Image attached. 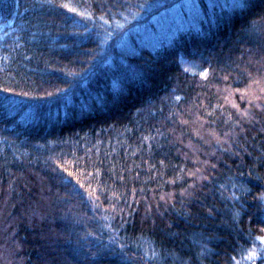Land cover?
I'll return each instance as SVG.
<instances>
[{
  "label": "trees",
  "instance_id": "1",
  "mask_svg": "<svg viewBox=\"0 0 264 264\" xmlns=\"http://www.w3.org/2000/svg\"><path fill=\"white\" fill-rule=\"evenodd\" d=\"M234 2L0 0V264H264V0Z\"/></svg>",
  "mask_w": 264,
  "mask_h": 264
},
{
  "label": "snow or ice",
  "instance_id": "2",
  "mask_svg": "<svg viewBox=\"0 0 264 264\" xmlns=\"http://www.w3.org/2000/svg\"><path fill=\"white\" fill-rule=\"evenodd\" d=\"M65 7H68V5H64ZM232 7L234 9H243L244 7H246V3L245 0H235V2L233 3ZM71 11H76L75 9H70ZM202 75H206L205 73H202ZM264 239V238H261Z\"/></svg>",
  "mask_w": 264,
  "mask_h": 264
},
{
  "label": "rangeland",
  "instance_id": "3",
  "mask_svg": "<svg viewBox=\"0 0 264 264\" xmlns=\"http://www.w3.org/2000/svg\"><path fill=\"white\" fill-rule=\"evenodd\" d=\"M146 35H148V34H146Z\"/></svg>",
  "mask_w": 264,
  "mask_h": 264
}]
</instances>
